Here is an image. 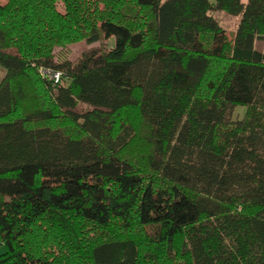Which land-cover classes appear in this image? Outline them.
Returning a JSON list of instances; mask_svg holds the SVG:
<instances>
[{"label": "trees", "instance_id": "obj_1", "mask_svg": "<svg viewBox=\"0 0 264 264\" xmlns=\"http://www.w3.org/2000/svg\"><path fill=\"white\" fill-rule=\"evenodd\" d=\"M0 66V264H264V0H0Z\"/></svg>", "mask_w": 264, "mask_h": 264}, {"label": "rangeland", "instance_id": "obj_2", "mask_svg": "<svg viewBox=\"0 0 264 264\" xmlns=\"http://www.w3.org/2000/svg\"><path fill=\"white\" fill-rule=\"evenodd\" d=\"M245 2V0H241ZM3 2V1H2ZM56 7L59 11H63V5L61 2L56 4ZM211 14L217 20L219 25L225 30L228 39H232L234 32L236 30L239 16H232L223 11H212ZM113 40L112 37L104 39L101 38L98 41L88 43L84 40L76 41L68 44L65 47H55L53 50L54 60L56 62H61L64 60H69L72 63H76L81 55L85 52L93 51H104L108 50L112 46ZM256 47L261 49L263 44L261 42L256 43ZM5 74V69L0 66V79ZM77 111H83L86 109L84 104L77 105ZM245 112V107L237 106L231 119L234 121L243 117ZM0 250L4 251V248L0 246Z\"/></svg>", "mask_w": 264, "mask_h": 264}, {"label": "built area", "instance_id": "obj_3", "mask_svg": "<svg viewBox=\"0 0 264 264\" xmlns=\"http://www.w3.org/2000/svg\"><path fill=\"white\" fill-rule=\"evenodd\" d=\"M38 71L42 77L46 79L48 78L52 80L54 83H59L61 85L64 84V80L62 79V73L60 71H54L50 68H43V67H39Z\"/></svg>", "mask_w": 264, "mask_h": 264}, {"label": "crops", "instance_id": "obj_4", "mask_svg": "<svg viewBox=\"0 0 264 264\" xmlns=\"http://www.w3.org/2000/svg\"><path fill=\"white\" fill-rule=\"evenodd\" d=\"M0 252H2V250H0Z\"/></svg>", "mask_w": 264, "mask_h": 264}]
</instances>
